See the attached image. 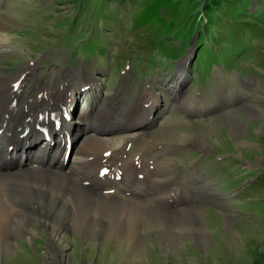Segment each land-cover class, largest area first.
Wrapping results in <instances>:
<instances>
[{
  "label": "rangeland",
  "instance_id": "1",
  "mask_svg": "<svg viewBox=\"0 0 264 264\" xmlns=\"http://www.w3.org/2000/svg\"><path fill=\"white\" fill-rule=\"evenodd\" d=\"M151 1L0 0L4 85L32 104L66 98L75 131L71 164L58 156L60 167L81 172L73 162L84 130L115 129L102 133L119 150L113 163L152 171L142 172L152 186L133 192L172 195L170 208L161 205L172 218L160 229L145 219L138 248L97 226L90 237L66 229L59 251L50 217L34 214L32 235L10 238L8 254L0 242V264H264V34L243 27L232 45L201 38L208 0H173L174 10L160 11L172 28H149L140 16ZM242 4L217 11L220 30L235 28L233 19L264 27V0ZM205 49L216 56L203 66Z\"/></svg>",
  "mask_w": 264,
  "mask_h": 264
},
{
  "label": "bare ground",
  "instance_id": "2",
  "mask_svg": "<svg viewBox=\"0 0 264 264\" xmlns=\"http://www.w3.org/2000/svg\"><path fill=\"white\" fill-rule=\"evenodd\" d=\"M180 64L184 66L185 62ZM178 77L183 78V72ZM3 79L0 76V242L4 254L10 253L9 240L14 235H32L28 225L35 219L34 214L50 217L51 240L59 251V240L68 228L80 229L84 237H90L99 226L101 235L118 237L138 248L142 233L150 229L143 226L145 219H154L155 227L160 229L165 220L172 218V213L162 207L165 203L170 208L171 193L148 199L138 197L131 189L143 186L148 190L152 186L150 172L142 173L145 164L126 162L119 165L122 169L113 163L119 150L102 135L115 129L85 130L73 162L81 172L65 170L56 158L58 154L66 157L62 141L68 143L69 136L70 142L75 129L64 121V94L32 104L29 99H21L13 83L4 85ZM51 104L56 106H47ZM154 107H150L147 118ZM52 114L57 121H52ZM12 146L16 153L9 150ZM114 166L126 174L118 177ZM185 218L191 215L180 217Z\"/></svg>",
  "mask_w": 264,
  "mask_h": 264
},
{
  "label": "trees",
  "instance_id": "3",
  "mask_svg": "<svg viewBox=\"0 0 264 264\" xmlns=\"http://www.w3.org/2000/svg\"><path fill=\"white\" fill-rule=\"evenodd\" d=\"M207 1V0H206ZM208 6L205 8V12L200 18V25L198 26V31L202 30V36H204L205 40L208 42L212 38L221 39L226 43H230L232 45V40H234L237 36L239 31L243 29V27H246L249 31H259L260 33L264 34V27H261L256 22H249L245 20H239L233 19V26H236L235 28L230 27L228 23H226V28L224 30H220V26L217 25V22L219 24L220 19H215V15H217V11L221 10L223 11H239L241 8H243V4L241 6H237V3H240V0H208ZM174 6H176V3L173 0H153L150 2V4L147 6V9L144 11L142 16H140L141 19V25L150 23V27L154 26H161L164 28H172V25H170V22L166 24L163 21V18L160 16V11L164 8H171L174 10ZM227 13V12H226ZM251 16V15H248ZM219 17V16H218ZM213 25V32L209 29ZM200 28V29H199ZM206 35H209L208 37ZM227 40V41H226ZM211 46L216 49V47L211 44ZM222 48V47H221ZM213 49H205L203 50L202 54V61L201 64L205 66L208 62H210L216 54L213 53ZM219 52V51H218ZM219 55L227 56L226 51L219 52ZM209 56V57H206Z\"/></svg>",
  "mask_w": 264,
  "mask_h": 264
}]
</instances>
